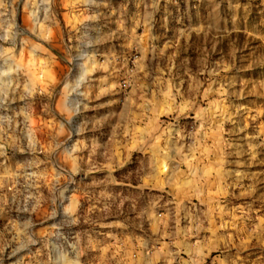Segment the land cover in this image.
Masks as SVG:
<instances>
[{
  "label": "rangeland",
  "instance_id": "obj_1",
  "mask_svg": "<svg viewBox=\"0 0 264 264\" xmlns=\"http://www.w3.org/2000/svg\"><path fill=\"white\" fill-rule=\"evenodd\" d=\"M0 264H264V0H0Z\"/></svg>",
  "mask_w": 264,
  "mask_h": 264
}]
</instances>
